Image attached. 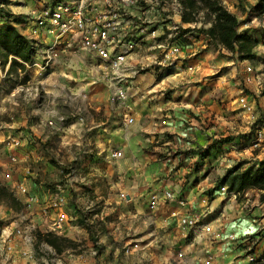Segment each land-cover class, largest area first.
<instances>
[{
	"label": "rangeland",
	"instance_id": "obj_1",
	"mask_svg": "<svg viewBox=\"0 0 264 264\" xmlns=\"http://www.w3.org/2000/svg\"><path fill=\"white\" fill-rule=\"evenodd\" d=\"M219 1L237 17V30L239 32L244 33L249 29L252 31L259 28L264 29V0ZM31 2L32 0H7L6 7L0 11V14L8 11L13 16L19 18L20 23L23 24L26 18L23 12L28 10ZM149 4L150 2H140L141 12L146 11L147 14ZM151 4L153 5L152 12L147 15L151 19L152 28H164L163 34L160 33V37L158 38L159 41L165 38L170 32L171 29L167 28L178 26L177 28H180L181 33L177 35L175 41L183 46L182 50L185 52L184 55L187 50L185 48L190 44L193 46L197 45L198 47L200 44H205L199 48L216 53L215 57L218 64L216 71L213 72L214 74L211 73V69H207L206 71V73L210 72L212 74L213 79L209 81V85L208 83L204 84V88H210L212 91L210 95L212 103L210 107L211 114L208 115L210 112L205 105L203 106L205 116L200 115V117L198 113H194V107L199 106V104H185L184 102L186 101L183 100L184 92L179 93L189 90L188 94L190 95L188 96L187 94L185 99L192 101L195 97L193 95L194 93L190 92L194 89L193 82L189 83L186 81L185 84L180 82L176 84L173 81L174 79H172L173 76H171L172 73H179V70L171 72L173 66L172 64L168 65V63L183 58L181 57L182 52L168 57V55L164 56V53L159 54V49L151 48L139 54L140 57H132L129 60V65L133 66L138 60L142 62L143 69H139V65L137 66L139 73H144L148 69H154L158 73L156 75L159 78L166 73L169 76L168 80L166 79L167 81L163 83L165 84L163 87L165 91L164 95L161 96V101L168 100L173 102V107L178 110L176 115H171L173 118H169V120L175 121L176 119H180L179 121L182 122L180 124L185 127L186 131L189 130L191 136L195 135L196 130L194 128H198L199 131L205 133L204 137L212 139V143L214 144L217 143L220 145L222 142L235 144V149L229 148V150L226 146H220L218 148L219 152L214 156V160L209 161L201 171L200 169L203 168V165L199 161L192 162V169L195 170L193 182H201L207 185L211 182L206 187V194L210 200L214 196L213 190L216 192L220 190L223 184L221 183V178H223L228 169L235 166H240V169H245L253 165L259 166V163L264 161V156H257L262 149L264 139L256 143L255 138L256 129L258 127L264 128V43L257 42L258 44L254 48L253 58L241 60L238 58L237 52H232L217 46L201 33V29H207L211 25L212 15L207 9L198 8L192 12V21L183 22L182 16L186 12V9H184L182 0V9L179 10L176 8L175 0H161L157 4L155 2ZM21 31H24V29L22 28ZM190 35L192 36L191 39L187 37ZM197 41L200 43L196 44ZM155 55H157L156 59L154 57ZM165 57L166 60L163 59ZM11 58L13 57L9 56L6 60V58L0 55V130L5 129L6 124L14 123L13 119L16 111L10 109L9 106L13 103L12 101H16L17 96L24 94L20 86L31 85L33 87L41 84L38 103L46 110V113L44 115L42 114L43 116L38 113H35V115L33 113L29 114L31 111L29 104L24 100L25 117L28 120H32L30 122L34 123L38 129L40 128L42 131L41 137H37L32 129L21 130L20 127L15 126L13 127L14 132L11 137H15L16 140L23 137V143L20 141L19 145L14 147L11 137L0 142V184L8 188L2 176L5 168L3 164H8L9 154L16 152V155L20 158V166L14 167V178H21L24 175V166H29L31 170L27 176L30 188L29 192L40 197V204L32 205L31 208L21 198V205L18 208H12L0 202V225L4 226L6 234L10 232L9 237L5 241L0 238V264H55L56 261H61L62 264H71L70 258L80 254L86 255V257L94 262L93 264H98V256L101 253L104 254V249H107L102 241L106 243L110 242L106 255L108 264H131L135 252L128 251L127 249L129 248L131 250L133 246L129 247L130 245L128 246L127 244H131L132 242L130 240H124L123 242L117 241L114 239L112 232L119 220L127 217L128 212L122 209L124 213L122 215L120 213V206L114 200H108L109 194L112 197L113 193H115L116 198L122 203L126 200V196L119 191L118 187L115 191L111 190L112 181L108 180L105 176L106 174L102 167L104 163L110 164L115 162V164H121L122 168L123 155L119 158L111 157L108 153L110 149L108 143L110 140L107 139L108 137L109 139L113 137L119 146L123 137L121 135L120 139L119 133H113L116 131L110 124L113 118L111 115L108 116L105 114L104 108L106 107H104V104L111 105L107 86L100 81H96L97 84H101L94 88L92 87L96 85L92 77H94L93 74L98 73L97 66L90 64L86 70L80 69L76 71V68L71 70L72 76H75L76 79L69 76L68 78H71L68 81L69 85L72 82L76 83L78 78H89V81H92L90 89L81 91L79 95L74 96L76 99L71 101V98L63 93V89L68 90V85L61 83V85L54 87L53 82L56 76L53 82H48L47 78L54 69L43 76L34 67H27L24 63H22L24 67L16 65L8 70ZM185 58L187 59L188 57ZM232 58L235 61L233 64L231 61L233 60ZM151 59L153 61L150 62ZM223 60L230 61L231 63H223ZM237 60L241 63H236ZM228 64H231L232 70V66H236V74H231ZM247 66L251 68L250 71L246 70ZM59 74L61 77L66 78L63 73ZM254 75L255 78H253ZM176 77H178V74ZM133 81L135 85H139V79L135 78ZM140 84L143 83L140 82ZM50 87L56 89L55 94H52L48 90ZM60 90H62V93L59 92ZM240 90H243L249 96V100L254 102L253 116L243 111L239 106L237 97ZM98 100L102 101L103 106V109L99 112L90 107L91 105L94 106ZM115 107H118V117L120 120H123L119 104H116ZM70 108H73L76 113L71 114L73 110L70 111ZM51 116L53 123L49 124L48 119ZM88 121L91 123L88 124ZM96 122L98 124L104 123L103 127L108 126L105 130H102L101 125H93ZM175 124L179 123L176 122ZM122 126L119 123V127L121 128ZM180 130L183 129L181 128ZM208 130H210V135ZM144 135L146 134L144 133ZM147 135L149 136V134ZM99 136L103 138V144H97L95 139ZM191 138H185L182 135L177 136L175 132L168 133V131H164L163 133L154 134V145L151 143L144 145L143 149L147 152L155 150L158 159L167 157L168 153L179 154V152H183L185 155H190L197 151H199V154L205 153L201 151L205 150L203 147L189 148L188 143H194L195 141V139ZM167 141L177 144L176 147H172V149H176V152H173L169 148L172 146L170 143L163 144ZM184 142H186V146H184ZM179 144H182L184 147L181 148ZM28 147L29 150H27ZM153 147L157 148L154 149ZM166 147L168 149L166 151L163 150ZM224 153H227V155H223L227 158L221 160V157L218 155ZM240 153L244 154L240 155ZM200 156L204 157V154ZM230 161L232 162L228 165ZM43 166L50 169L49 173L44 174L48 178L42 177L41 168ZM33 170L37 172L33 173ZM209 174H211L210 177ZM117 179L119 181L122 180L121 178ZM48 191L64 195L66 198V207L72 210V215H70V217H73L72 220L65 222V227L62 231L53 233L67 238L66 242H62V249L60 251L42 239L43 234L49 233L44 223L45 217L40 214L41 208L48 204V197L46 196ZM257 193L260 194L258 189L256 191L250 190L247 194L240 191L235 200L238 202L244 200L251 203L257 197ZM148 199H150V196ZM24 215L32 218L36 224V227H32V249L35 254V262L26 260L21 250L24 247L26 248L27 244L22 238L13 233V228L16 225L23 224L20 223L19 218ZM67 228H69V231H66ZM64 234H68L70 237ZM71 234L73 237H71ZM261 235L263 238L264 233ZM9 245L11 247H8ZM48 246L51 247L52 251L49 250ZM92 250H97L96 256L90 254Z\"/></svg>",
	"mask_w": 264,
	"mask_h": 264
},
{
	"label": "crops",
	"instance_id": "obj_2",
	"mask_svg": "<svg viewBox=\"0 0 264 264\" xmlns=\"http://www.w3.org/2000/svg\"><path fill=\"white\" fill-rule=\"evenodd\" d=\"M18 24L19 23H15L17 28H19ZM163 32L164 28H157L158 35ZM245 33L252 35L257 42L264 43V29L259 28L253 31L249 29L246 30ZM199 43L200 42L197 41L196 44ZM204 45L205 44H200L199 47H203ZM199 47L197 45L193 46L192 44L187 45V48H185L187 49L186 54L184 55L185 52L183 50L181 51V57L183 58L172 61L171 63H168V65L172 64L173 66L171 72L179 70V73L175 72L171 74V76H173L172 79H174L173 81H175L174 83L178 84L180 82L185 84L186 81L189 83L193 82L194 89L190 92H193L195 97L192 101L185 99L189 90L181 91L179 93L181 94L184 92L183 100L186 101L184 102L185 104H199V106L194 107V113H198L200 117V115L205 116L203 107L205 105L210 112L208 115L211 114L210 107L212 103L210 95L212 91L210 88H204V84L208 83L209 85V81H212L213 76L211 73L216 71L218 64L215 52L207 51L206 49L201 50ZM197 53L198 55H196ZM185 57L188 58L186 59ZM81 58L85 59L87 57L84 53L75 55L71 50L64 52L59 61L60 63L53 68L54 71L51 72L47 78L48 82H53L56 76L55 81L53 82L54 87L61 85V83L68 85V90L66 91L63 89V93L71 98V101L75 100L76 98H74V96L79 95L81 91L90 89V84H92V81H89V78H78L76 83L72 82L70 85L68 84L69 79H71L68 78L69 76L76 79V77L71 74L73 68H76V71L80 69L86 70L88 65L94 64L93 61L92 63H84ZM232 59L233 60L231 61L233 64L235 61L234 58ZM87 60L89 61V59ZM151 61L153 60L151 59L150 62ZM223 61V63L230 62ZM236 63L240 64L241 62L237 60ZM189 66L192 67V70L188 69ZM228 67L231 74H236V66H232L233 70L231 69V64H228ZM207 69H211V73H206ZM59 73H63L66 78L61 77ZM156 73L157 72H155L154 69H148L144 71V73H139L135 76V78L139 79V85H136L140 92H134L136 94L132 96L131 99L133 105L132 116L134 118L132 123L126 124V122L120 120L117 113L118 107L107 103L104 104V107H106L104 108L105 114L108 116L111 115L113 118L110 122L111 126L116 129L113 133H119L120 139L121 135L123 137L119 146L118 142L114 140L113 137L110 139L108 137L107 139L110 140L108 143L110 148H119L122 151V168L121 164H115V162L110 164L104 163L102 166L106 174L105 176L108 180L112 181L110 187L111 190L115 191L118 187L119 191L126 196V200L122 203L116 198L115 193H113L112 197H110L111 194H109L108 197L109 201L114 200L118 206H120V213L122 215H124L122 209H125V211L128 212L127 217L121 218L113 229L112 232L114 234V239L120 242H123L124 240H130L132 242L131 244H127L128 246L130 245L129 247L133 246L131 252H135L131 264H169L172 259L176 258L175 253L180 249L185 253L184 260L181 264H202L201 262H198L195 257H205L208 253L213 254L214 259L212 264H229L232 262V259L236 254L246 250L250 252L255 251L257 256L264 255V237L259 243L255 244L246 241V239H243L244 242L242 243L241 241L238 242L240 244H235L237 242L231 241L227 238L214 241H209L200 236L193 237L192 235H189L187 238L185 237V233L179 228L177 222L178 217L185 212L194 211L201 213L202 221L209 222L213 228L220 229L223 237H225L227 232L233 231L235 235L239 237V240H242L243 237L254 236L259 233V228L264 224V201H260V194L257 193V197L251 203L244 200L238 202L235 200V197H232L230 191L229 193H224L220 190L217 192L213 190L214 196L209 200L206 194V187H208L211 182L208 185L201 182H193V175L195 173V170L192 169L193 161H199L203 165V168L201 167L202 169H200L201 171L206 167L209 161L214 160V156L219 152L218 148L220 146H226L229 150V148L233 149L235 144L230 142H227V144L226 142H222L220 145L217 143L214 144L212 143V139L204 137L205 133L199 131L198 128H194L196 130L194 138V136L190 135L191 133L189 130L186 131L185 127L180 124L182 123L179 121L180 119L175 120L179 124H175V121L169 120V118H173L171 115H176V112L178 111L173 107V102L168 100L161 101V96L164 95L165 91L163 89L165 84L163 83L168 80L169 76L166 73L159 78ZM177 74L178 77H176ZM93 75L94 77L92 78L97 76V74ZM96 81L98 80H95L96 85L92 86L93 88L101 84H97ZM140 82L143 84H140ZM48 90H50L52 94H55L56 89L50 87ZM61 91L62 90L59 92ZM142 92L144 95H140ZM38 95L39 94H35V92L30 89L26 93L17 96L16 101H12L13 103L10 104L9 108L16 111V115L13 119L14 123L6 124L5 129L0 130V142L11 137L14 132L13 127L15 126L20 127L21 130L32 129L37 137H41L42 131L40 128L38 129L34 123L30 122L32 120H28L25 117V106L23 102L25 100L29 104L31 110L29 114L33 113V115H35V113H38V108L44 109L38 103ZM189 95L190 94H188V96ZM69 105L71 104L69 103ZM90 107L99 112L103 109L102 101L98 100L94 106L91 105ZM71 110H73V108H70V111ZM44 113L42 114L44 115ZM75 113L76 111L74 110L71 112V114ZM115 113H117V115H115ZM89 123L91 122L88 121V124ZM119 123L123 125L121 128L119 127ZM93 125H101L100 127L102 130H105L108 126L103 127L104 123L98 124V122ZM181 128L183 130H180ZM164 131H168V133L175 132L177 136L182 135L185 138L192 137L191 139H195V141L194 143H188L189 148L203 147L205 150L201 151L205 152L202 153L204 154V157H201L200 155L202 154H199V151H197L190 155H185L183 152H179V154L168 153L167 157L158 159L155 150L147 152L143 149L144 145L150 143L154 145V134L163 133ZM144 133L146 135H144ZM208 133L210 135V130H208ZM147 134H149V136ZM12 139H15V137H11V140ZM19 140L22 141L23 137ZM95 140L97 144H103V138H101V136L97 137ZM169 143L172 145L169 147L171 149L172 147L177 146L176 143L171 141L164 142L163 144ZM179 145L182 148L186 146V142H184V146H182V144ZM153 148L155 149L157 147ZM167 149L168 148L166 147L163 150L166 151ZM27 150H29V147ZM172 150L173 152H176V149ZM242 154L244 153H240V155ZM223 155H227V153L218 155L221 157V160L227 158ZM257 156H264V144ZM231 162L232 161H230L228 165ZM41 171L42 177L48 178L46 177L47 175L44 174L49 173L50 169L43 166ZM32 172L36 173L37 171L33 170ZM189 175L191 176L188 177ZM197 175L199 174L197 173ZM210 175L211 174H209V177ZM117 178H121L122 180L119 181ZM164 190H170L175 196L185 198L188 201V205L183 208L178 206L175 201L164 202L162 200V191ZM250 190L256 191L257 189H251L248 187L243 189L242 192L247 194ZM153 192L158 194V200L156 208L152 209L149 206L148 198ZM238 194L239 192H237L236 197ZM68 212L72 215L71 209H69ZM66 231H69V228H67ZM72 234L71 237H73ZM64 235L69 236L68 234ZM102 242L107 249H104V254L101 253L100 256H98V264H106L108 262L106 255L109 250L108 246H110V242ZM70 259L71 264L94 263L88 257L81 260L78 255L71 257ZM242 264L246 263L243 262Z\"/></svg>",
	"mask_w": 264,
	"mask_h": 264
},
{
	"label": "built area",
	"instance_id": "obj_3",
	"mask_svg": "<svg viewBox=\"0 0 264 264\" xmlns=\"http://www.w3.org/2000/svg\"><path fill=\"white\" fill-rule=\"evenodd\" d=\"M6 1L0 0V11L5 9ZM142 1L150 2L147 10L149 15L153 9L151 3L157 4L161 0H32L28 10L23 12L26 17L25 21L23 24H18L19 31L25 36L31 47V60L23 63L27 67H34L43 76L60 63L64 52L71 50L75 55L84 53L87 58H81L83 62L92 63L93 61L98 68L97 76L93 80L97 79L107 86L111 105L119 104L123 121L126 124L132 123L134 118L132 116L131 97L140 92L133 80L139 73L137 66L139 65V69H143V64L138 60L134 66L129 65V60L132 57H140L139 54L151 48L159 49V54L164 53V56H175L182 51L183 47L175 41L177 35L181 33L180 28H177L178 26L167 28L171 29L170 32L159 41L160 34L158 35L157 28H152L151 19L146 11L141 12L140 10L139 3ZM175 5L178 10L182 9L181 0H175ZM22 28L24 31H21ZM187 37L191 39L192 36ZM157 55L154 56L155 59ZM163 59L166 60V57ZM188 69L192 70V67L189 66ZM246 70L250 71L251 68L247 66ZM30 89L35 94H39L41 84ZM83 95L85 96V94ZM237 102L243 111L252 115L254 102L249 100V96L243 90H240ZM37 112L42 114L46 110L38 108ZM48 123H53L52 116L49 117ZM255 138L256 143L264 139L263 127L256 129ZM11 141L14 147L20 143V140H16V138ZM108 153L113 158L122 156V151L118 148H110ZM19 163L20 158L16 152L10 153L8 164H3L5 168L2 176L9 191L17 199H24L26 205L31 208L32 205L40 204V197L29 192L27 179L31 171L29 166H24V175L21 178H14L13 170L15 166H20ZM220 191L229 193L228 186L222 184ZM230 193H232V197L236 198L237 192L230 191ZM156 194L155 192L150 194L149 206L152 209L157 206L158 194ZM46 196L48 197V204L41 208L40 214L45 217L44 223L47 231L59 233L64 229L65 222H70L73 218L66 216V211L70 208L66 207L64 195L48 191ZM162 196L164 202L175 201L178 206L183 208L188 205L185 198L175 196L170 190L162 191ZM19 220L23 224L16 225L13 228V233L27 244V247L21 250L26 260L35 262V254L32 249V227H36V224L32 218L26 215L20 217ZM177 222L179 228L185 233V237L188 238L189 235L200 236L209 241L227 238L237 242L235 244H240L238 242L241 241L242 243L246 239V241L255 244L262 240L261 234L264 233V224H262L259 228V234L254 236H246L239 240V237L230 231L223 237L220 229L213 228L209 222L202 221L201 213L194 211L181 214ZM9 233L6 234L4 226L0 225V238L3 241L9 237ZM48 248L52 251L50 246ZM127 250L131 251L129 248ZM90 254L96 256L97 250H92ZM175 255L176 258L172 259L169 264H181L184 260L185 253L181 249ZM78 257L84 260L86 255L80 254ZM195 259L202 264H212L214 257L212 253H208L205 257L196 256ZM243 262L246 264H264V255L257 256L255 251L246 250L236 254L229 264H242ZM55 264H62V262L56 261Z\"/></svg>",
	"mask_w": 264,
	"mask_h": 264
},
{
	"label": "trees",
	"instance_id": "obj_4",
	"mask_svg": "<svg viewBox=\"0 0 264 264\" xmlns=\"http://www.w3.org/2000/svg\"><path fill=\"white\" fill-rule=\"evenodd\" d=\"M186 12L182 16L183 22L193 20L192 12L198 8L207 9L211 17V25L207 29H201V33L214 42L217 46L238 53L239 59H251L254 56V48L257 45L256 39L247 33L237 30L238 20L235 14L230 12L219 0H182ZM15 23L20 19L5 11L0 14V55L6 58L12 56L8 70L16 65L21 67L23 62L31 60V47L25 36L18 30ZM221 183L228 186L229 191L240 192L248 187L260 191V201H264V161L259 166H249L240 169L235 166L228 169L221 178ZM0 202L12 208L21 205L8 188L0 184ZM43 240L50 246L60 251L62 242L67 238L58 236L51 232L43 234ZM69 241V240H68ZM262 264V263H257Z\"/></svg>",
	"mask_w": 264,
	"mask_h": 264
},
{
	"label": "bare ground",
	"instance_id": "obj_5",
	"mask_svg": "<svg viewBox=\"0 0 264 264\" xmlns=\"http://www.w3.org/2000/svg\"><path fill=\"white\" fill-rule=\"evenodd\" d=\"M30 88H32L31 85H24V86H20V89L23 93H26ZM66 216L67 218H70V214L68 211H66Z\"/></svg>",
	"mask_w": 264,
	"mask_h": 264
}]
</instances>
